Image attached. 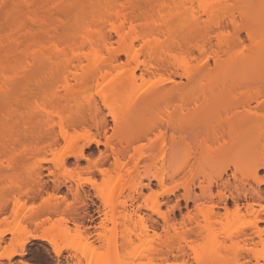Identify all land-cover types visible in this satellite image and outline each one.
<instances>
[{"label":"rangeland","instance_id":"374dc122","mask_svg":"<svg viewBox=\"0 0 264 264\" xmlns=\"http://www.w3.org/2000/svg\"><path fill=\"white\" fill-rule=\"evenodd\" d=\"M229 1V6L236 13L238 24H241L239 6L233 1H231L232 3ZM125 2V0H122L116 8L119 6V10H123L121 6H124ZM167 3L171 4V7L169 6V8L167 5H164V7L166 6L164 8L166 11L163 13L160 12L159 5L158 8L154 5L153 10H148L145 17L148 18L150 23L159 22L169 14L168 11L174 5H172L173 2ZM197 4H194L193 12L197 14L198 18H202L199 29L192 27V19L190 18L193 16V13L191 17H181V21L179 20L180 22L176 23L171 38L165 34H156L154 36L160 44L165 46L162 50V57L167 61L186 60L188 65L196 71L195 78L197 80H194L197 83L194 82L193 84L192 82V84H189L188 80L181 76L182 72L174 69L170 72L161 71V74L158 72V74H151V76L147 75L144 80H139L137 89L135 88L139 94L149 91L153 88V85L158 83L157 81L160 83L162 80V84L165 85L163 80H167L169 77L175 80L174 82H177L175 86L177 87V92L179 89L190 94L186 97L188 101L182 108L162 106L157 108L155 112L136 108V114L143 122L157 120L159 122L163 121V125H160L161 132L157 130L154 134L150 135V138L153 140L160 138L156 145H152L148 139H144L135 144L134 149L129 151V153H132H130L131 155L128 154L129 157L128 155L126 156L128 158L126 161H130L131 156H133V161L131 160L132 162H130L131 164L127 168L114 167V150H124L121 145L122 138L116 130L113 117L104 107L96 88L90 87L86 90H81L80 96L75 98L76 101L67 107L54 108L49 97L44 95L46 89L52 88L54 77L57 76L51 69H39L40 71L33 69L34 71L31 76L32 70L27 68L28 74L26 66H24L10 72L6 76H2V78L0 77L1 89L3 86H9L8 91L10 93L13 95L19 93V96L25 95L28 100L27 102H23V100L19 99L13 105L0 103V208L3 206L8 207L5 212L6 214L0 213V233H5L6 243L4 246L7 251L14 252L12 261L15 260V264H151L148 250L154 242V229L152 230L153 227L151 226L153 224L148 220V222L146 221L149 230L147 236H145L141 234L142 224H139L138 219L135 217L134 220H137V222L131 223L129 220L127 221V217H123L125 215L121 211L123 212L122 206L126 204L129 208L132 205L134 208L141 206L145 213L153 214L151 207L155 203L160 204L159 206L163 215L169 219L171 218L172 222L176 224L181 238H188L190 241L195 242L194 245H196L200 252L205 251L209 253L213 251L215 257L208 264H264V242L261 244L262 240L258 238H255L258 244L256 243L257 245L254 248L259 258L248 260L243 258L246 250L243 231L248 229L249 223L252 220V217L244 210L243 205L245 206L247 202L251 203V196L248 195L249 197L247 196L248 198H246L242 191H235L236 187L242 188L244 182H251L253 186H257V183L250 176V168L253 167H250V164H253V160L254 164H256L260 161V157L249 159L238 156L236 152L224 155L221 152V147L230 142V137L226 134L228 132L227 127L225 128L226 133L220 142H210L205 149L199 146L201 149H199V153L197 154L195 152L197 144H195L191 127L192 113L197 106L193 101H197L200 106L206 101H212L232 107L250 101L252 107H256L257 102H264V88H253L251 90H237L233 88L224 90L218 87H210L207 84L209 79H213L214 81L216 79L214 77H217L218 73L220 76L218 62L215 55L211 53L209 56L204 57L205 52L203 53L200 50L203 53L201 54L199 49L212 41L213 50L219 51L220 44L232 39L233 27L229 25V30L226 32L212 34L211 36L207 35L205 29L211 25V21ZM251 4V7H255V3ZM66 6L63 7L62 11L60 10L62 9L60 6L61 8H58L59 11H57L56 7L57 10L53 8V10L55 9L53 14L51 10H49V13L53 16L54 14L57 15V13L59 15L60 12V16L61 14L64 16L62 18L65 19L66 24L68 21H66L67 17L63 12L66 10ZM188 14L190 15L191 13ZM62 18L59 17L58 19L62 21ZM51 19L50 21L54 19L58 20L57 18ZM69 20L71 21V19ZM63 21L61 24H63ZM85 21V25L81 27L82 29L83 27L86 29L89 27V30H93L96 28L95 25L98 24L91 19L89 21H93L95 25H92L89 21ZM53 22L57 24V22ZM224 22L228 24V20L225 19ZM54 23L51 25H54ZM142 23H144V20L138 22V24ZM73 25L75 26L76 24ZM57 27L60 28L58 24ZM69 27L71 28L72 25ZM95 33L96 31L92 32V34ZM241 34L245 42L238 48L237 53L239 51V54L242 52L245 55H249L254 49V44L248 40L247 33L244 30H241ZM53 40L51 39L52 43L54 42ZM53 45L55 46V44ZM67 45H63V49L66 50ZM84 47L78 45V49L72 53L75 55L90 54V49L86 46ZM208 52L207 50L206 55H208ZM221 56L220 61H225L226 58L223 53H221ZM173 58L175 60H171ZM141 59L144 60L143 55H141ZM123 61L126 62V57H123ZM127 63L125 64V71L135 67L134 63H129L130 65ZM86 64L84 63V65ZM261 65V68L258 67L261 69L259 72H263L262 77L258 75L259 72L257 76L264 78V62L262 64L261 61ZM78 71L76 72L79 76L81 70L78 69ZM76 72L72 74L75 75ZM252 72H247V78L253 77L255 79L257 77ZM249 73H252L251 76ZM72 74L67 75L71 79L68 78L69 82L73 86H77V83L75 84L74 82L75 79H73L77 76L73 77ZM116 74L117 72H114L113 76ZM138 74H140V71H138ZM29 75L34 80L38 78L36 79L37 82L31 80ZM221 76L225 79L231 78L230 75L226 77V74L223 73ZM242 76L246 75L243 74ZM220 77H217L219 79L218 82L225 80L223 78L220 79ZM236 78H239V76ZM170 79H168L170 82L167 81L168 85L170 84L169 88L172 85L171 83H173ZM173 85L175 84L173 83ZM159 86L162 85L160 84ZM89 102H93L99 108L100 115L106 122L105 130H97L95 126L96 113L88 107ZM180 103L177 101L176 105L178 106ZM255 113L263 115L264 109H258ZM222 118H224V115ZM72 119L81 120L84 124H78L73 128L65 127L67 134L63 138L64 136L62 137L60 132V122L63 121L62 123L65 124ZM210 124L211 135L213 131L221 132L222 124L217 116L213 117ZM50 125L54 126V129L57 131V139L55 140L60 141L53 148L50 147L53 140H51L47 133L48 127L51 128ZM249 125V122L239 124L240 130L245 137L242 136L244 139L247 138V140L240 139V142L247 141L251 145H254V143L264 144V127L261 132L251 133ZM249 136L252 139H249L250 141H248ZM163 139L165 140L163 141ZM239 144L237 143V145ZM249 144H245L246 147ZM77 145L84 148L85 153L83 158L79 157L77 159L73 153L78 148ZM242 145L244 146V144ZM176 147L180 148V151L175 161H173L170 159V155ZM153 148H158V160L155 165L144 162ZM235 159L239 160L238 166L240 165L239 170L241 172L231 166L224 176L226 179L227 176L229 177L230 182L235 184V188H232L231 191H219L214 184L213 191H206L213 181L218 180L223 164ZM62 161L65 162L64 165ZM138 162L141 163L139 168L137 167ZM37 168L42 173L41 179H36L33 176V172ZM103 171L104 175L101 173ZM129 171L133 172L132 177H129ZM235 172L237 184L233 178ZM160 175H163L165 180L162 185L156 180V177ZM148 176L152 179V189H145L143 191L144 199L138 200V194L135 190L139 189L142 182L148 183ZM258 176L263 180L264 170H260ZM247 179L249 180L247 181ZM40 180L41 184H39ZM89 180L96 181V184L87 183ZM78 185L84 189L81 192H85L90 196L92 202H90L91 210L86 212V216L83 213L84 216L82 215L83 218L81 220L78 219V216L80 215L81 217L83 209L81 210V205L78 203L76 196L77 191H75L79 187ZM187 186L193 187L195 191H190V193L185 191L184 188ZM260 186L264 191V183ZM201 187L206 190L203 191ZM121 188H124L123 191H120ZM101 194L106 199L105 201H107L109 208L103 207L104 204L99 197ZM53 197L55 198L53 199ZM234 197L239 201L240 207H243L240 215H236L234 212ZM222 198H225V201ZM48 203L52 205H50L52 208L58 203L57 206H61L60 212L54 213L52 209L49 210ZM259 203L263 205L264 201ZM33 205L35 206L34 208ZM225 206L228 209L226 208L225 210ZM111 207L115 208L117 214L115 211L111 214ZM98 208L102 212L104 211L103 215L100 216ZM256 208L258 209L259 207ZM105 209L107 211L106 214H108L107 216H105ZM211 209L220 212L222 218L206 222V216ZM5 216L8 217L7 220L4 219ZM156 216L154 218L158 223L156 224L157 230L155 232L160 236L163 235L161 237L163 239L167 235H164L166 232L164 219ZM92 217L96 219V222H99L98 219L101 218H109L105 231L104 229H99V231L90 226L93 225L89 224V220ZM192 218H197L201 225L204 226L202 237H197L191 231L194 226H191L189 221ZM77 223L81 231L76 229ZM261 228L264 230V224L261 225ZM127 236L132 237L134 242L129 248L123 247L124 237ZM262 239H264V234ZM150 240L153 242L151 243ZM85 241H89L92 246L87 245ZM55 249L59 253H56ZM174 253L168 255V258H171L167 262L168 264H175V258L179 255H177L178 252ZM186 253L185 260L189 264H197L189 248H187ZM160 262L158 263L160 264Z\"/></svg>","mask_w":264,"mask_h":264},{"label":"bare ground","instance_id":"6f19581e","mask_svg":"<svg viewBox=\"0 0 264 264\" xmlns=\"http://www.w3.org/2000/svg\"><path fill=\"white\" fill-rule=\"evenodd\" d=\"M121 1L122 0H0V77L2 78V76H6L10 72L24 66H26V69L29 68V70H32V72L30 73L31 76L34 70L37 71L39 69H51L57 76L54 77L52 88L46 89L44 91V95L49 97V100L54 108L67 107L72 104V102L76 101L75 98L80 96L81 90H86L90 87L96 88L104 107L113 117L116 130L122 138L121 145L124 150H114V167L116 166L119 168H127L128 166H130V162L133 161V156H131L130 161L128 162L126 161V159H128L126 156L128 154L131 155L130 153L132 152L129 153V151L134 149L133 147L138 142L144 139H148L152 143V145H156V143L159 142L158 140H160V138L153 140L150 138V135L154 134V132L157 130L159 132L162 131L160 128L163 125V121L159 122L157 120H151L143 122L142 119L137 116L136 108L155 112L157 108L162 106L182 108L188 101L186 97L190 93L181 91L179 89L177 92V87H175L177 82H174L175 80L170 79V77L168 79L172 80L171 82H173L175 85L171 83L172 85L169 88L168 86L170 84L168 85L167 83V81H169L168 79L163 80V82H165V85L162 84V80L160 81V83L159 81H157L159 84L157 83L153 85V88L142 94H139V92L135 90V88L137 89L139 80H144L145 76L147 75L151 76V74H158V72H160L159 74H161L163 71L170 72L174 69L177 71H181V76L186 78L189 84H192V82L193 84L194 82L197 83V79L195 78L196 71L188 65V62H186V60H175L174 58L171 60L175 61L165 60L162 57V50L165 48V46L160 44L159 41L154 38L156 34H165L168 35L169 38H171L173 36L176 23L178 24V21H181V17H191L193 13V16L190 18L192 19V27L195 29H199L201 23L200 21L202 18H198L197 14L193 12L195 3H199L197 5L200 6L203 13H205V15L211 21V25H209V27L205 29L207 35L211 36L212 34L226 32L227 30H229V25L233 27L232 39L220 44L221 46L219 47V51L213 50L212 41H210L208 45H204L200 47L201 49H199V51L201 50L203 53L205 52L204 57L209 56L211 53L215 55L218 62L217 64L219 71H217L220 72V76L223 73L226 74V77L227 75H230L231 77L230 79H225L223 78V75V77H220L218 73V75L216 74L217 77H220V79L223 78L225 80H220L221 82H218L219 79L216 76H213L217 79V82L216 79L213 81L212 77V80L209 79L207 84L210 87H218L224 90L233 88L237 90L264 88V78H261L263 72H259V70L261 71L260 68L262 67L261 61L262 64L264 62V0H227V2L226 0H125L126 2L124 4L126 6H121L123 7V10H119V6L117 8L116 6L120 4ZM228 1H233L237 6H239L238 10L239 16L242 21L241 24H238L236 13L234 12V9L229 6ZM167 2H173L172 5H174V10H172L173 8H171L170 10L172 11L169 10V14L164 18L162 17L163 19H161L159 22L157 21L150 23L148 21V18L145 17V14L148 12V10H153V7L156 6L158 8L160 6V12L163 13L166 11V9L164 10V8H166V6L164 7V5H167L168 7L171 5H169ZM251 3H255V7H251ZM251 5L253 6V4ZM60 6L62 7V9H60ZM64 6H66V10L64 9L65 11L63 12L67 17L66 21H68L66 24L65 19L62 18L64 16L62 14L60 16V12L59 15L57 13V15L54 14L52 16L56 7L57 9L59 8L62 11ZM53 8L55 9L53 10ZM59 9L57 11H59ZM49 10L52 11H50L52 14L49 13ZM188 13L191 14L189 15ZM49 16H52V19H58L59 17L62 18V21L64 20L63 24H61V19H58L60 21L59 22L56 19L52 20ZM68 18L71 19V21ZM50 19L52 21H50ZM90 19L94 20V22L98 23L99 25H95L93 21L90 22ZM225 19L228 20V24L224 22ZM85 20L92 23V25L94 24L96 28L93 30H89L90 28L87 27V29L89 28L87 30L83 27L82 29L81 27L85 25ZM143 20L144 23L138 24V22H141ZM53 21H58L61 24L60 25L57 22L60 28H58L57 24ZM72 22L76 25L74 26L73 24H71ZM53 23L56 26L51 25ZM70 25H72L71 28L75 29V31H73V29L69 27ZM61 28L64 29L62 30ZM241 30H244L247 33L248 40H250L251 43L254 44V49L252 48L253 50L251 53L249 52V55H245L242 52L239 54V51L237 53L238 48L245 42L242 37ZM95 31L96 33L92 34V32L94 33ZM51 39H54L53 41L56 43H52ZM53 44H55V46ZM67 44H71L69 45V47L71 46L70 49ZM63 45H67L66 50L63 49ZM78 45H81L83 48H85L84 46L88 47L90 49V54H73L74 51L78 49ZM67 50L69 53L67 52ZM207 50L209 52H212H208V55H206ZM201 51L200 53L203 54ZM221 53L224 54L226 58L225 61H220L222 57ZM141 55L144 56V60L141 59ZM123 57H126V62L123 61ZM84 63L87 64L84 65ZM126 63H134L135 67L131 70L125 71L124 69ZM258 66L261 67L259 68ZM78 69H80L82 73H80L81 75L79 74V76L76 72L78 71ZM247 70L251 72L253 71L254 73H252L255 74V77L259 72L258 75L261 77L257 76L255 79L253 77L247 78ZM74 71L77 75H73L75 73ZM138 71H140V74H138ZM114 72H117L115 76H113ZM27 73L29 74L28 69ZM240 73L242 75L245 74L246 76L243 77ZM70 74H72L73 77L77 76L73 78L75 79L74 82L75 84L77 83V86L75 84V86H73L72 83L69 82L71 79L67 75ZM234 74L235 76L237 74L236 77L239 76V78H236ZM30 75L29 78H31ZM26 76L28 77V75ZM36 79L34 80L33 78H31V80L37 82ZM200 82L202 83V81ZM160 84L162 86H159ZM8 87L9 86H3L2 89L0 87L1 104L3 103L5 105H13L14 103L18 102L19 99L23 100V102L28 101L25 95L19 96V93H17V95L15 93V95L10 93L8 91ZM177 101L181 102L178 106L176 105ZM193 102L197 106L194 108L192 113L191 127L192 134L195 139V144H197L195 146V152L197 154L199 153V149H201L200 147H204L203 149H205L207 147V144L210 142H220V140L223 139V136L226 133L225 128L227 127L228 132L226 134L229 135L230 142L224 144L221 147V152L224 153V155H229L233 152H236L238 156L247 157L249 159L260 157V161L256 160L258 161L257 163L255 161L256 164H254V160L252 161L253 164H250V167L253 166L250 168V176L252 180L257 183V186H253L251 182H244L242 188L236 187L235 189V191H242V193L245 194L246 198L251 196V203H248L246 201L247 203L245 204V206L243 205L246 213H248L252 217L248 229L243 231V237L245 238L244 241L246 246L243 258L245 260L258 259L259 255L258 253H256L254 248V246L258 244L255 238L262 240L261 244L264 242V239H262L264 230L261 228V225L264 224V211H261V209L264 208V204L262 205L261 203H259L261 201H264V191L260 186L264 183V179L261 180L258 176L260 170H264V168L261 167V165H264V144L254 143V145H251L247 141H244L247 143H241L240 139L247 140V138L244 139L245 135H243L242 131L240 130L241 127L239 126V124L243 122H249L251 133L257 131L261 132V130L263 131L264 114L258 115L257 113H255V111L258 109H264V102H257L256 107H252L250 101L238 104L234 107L220 103H214L212 101H206L201 106L198 105L197 101ZM54 105H56L57 107ZM88 107L90 108V110L96 113L95 126L97 127V130H105L106 122L101 117L99 108H97V106L93 102H89ZM223 115L224 118H222ZM216 116L219 118V121H221L222 129L221 132L213 131L211 135L210 123L213 117ZM62 122L63 121L60 122V132L62 134V137L64 136L63 138H65L67 134L65 131L67 127L73 128L78 124H84L83 121L76 119L69 120L65 124ZM66 124L67 126H65ZM48 128L49 129L47 133L50 136L51 140H53V143L52 145H50V147L53 148L58 145L57 143H59L60 141L58 142L57 140H55L57 139V131L56 129H54V126ZM249 139H251L250 136L248 138V141H250ZM164 140L165 139H163V141ZM237 143L240 144L237 145ZM242 144H244V146ZM245 144H249L247 145L248 147H246ZM78 148L74 150L73 153L75 157H77V159L79 157L83 158L85 153L84 148ZM179 151L180 148H174L173 152L170 155V159L175 161L176 156H178L179 154ZM157 152L158 148H153L150 155L146 160H144V162L155 165L158 160ZM62 163L64 165L65 162L62 161ZM231 163L232 165H230ZM238 164L239 160L236 159L232 160L231 162H225L223 164L221 173L218 176V180L213 181L207 190L201 187L202 190L213 191V187L215 184L219 191H231L232 188H235V184L230 182L228 176L227 179L224 178V176L227 174V170L231 166H233V168L235 167L237 171L241 172L239 170L240 165L238 166ZM140 165L141 163L138 162L137 167L139 168ZM37 169H35V171L33 172V176L36 179H41L42 173L39 168ZM235 169L234 171H236ZM101 173L103 174L104 171ZM128 175L129 177H132L133 172L129 171ZM233 175L235 183L237 184L236 172ZM147 180L148 183L142 182L139 186V189L135 190L138 194V200L144 199L143 191L145 189H152L151 177L148 176ZM156 180L161 185L165 181L163 175L157 176ZM248 180L249 179H247V181ZM39 184H41V180L39 181ZM123 189L124 188H121L120 191H123ZM184 190L188 191L189 193L190 191H195L193 190V187L190 186L185 187ZM75 191H77L76 196L78 203L81 205V210L83 209L81 212V217L80 215L78 216V219L81 220V218H83L84 216L83 213H85L86 216V212L91 210V198L87 193L81 192L84 191V189H82L80 186ZM101 196L103 198L104 196L102 194L99 196L101 198V202L104 204L103 207H108L107 201H105L106 199H103ZM54 198L55 197H53V199ZM234 198V212L236 215H240L243 207L241 208L238 203L239 201H237L236 198L234 200ZM222 200L225 201V198H222ZM51 203L53 205V201ZM93 203L95 204L94 201ZM48 204L46 205L48 206L49 210L52 209L54 213L60 212L59 210L61 206H57L58 203L55 204L56 206H54L53 208L50 207V203ZM159 205L155 203V205L151 207V212L154 214V216L153 214L145 213L141 206L134 208V206L132 205L131 208H129V206L125 204V206H122L123 212L121 211V213H124L123 215H125L123 217H127V221L129 220V222L131 223H133L134 221L137 222V220H134L135 217L138 219L139 224H142L141 234L145 236H147L149 230L147 226L148 223L146 224V221L148 220L151 224H153L151 226L153 227L152 230L154 229L153 232L155 239L153 238V243L150 240L152 244L148 250L150 254L149 257L151 259V264H159V261H161L160 264H168L167 262H169L171 259L168 258V255L173 254L174 252H178L177 255H179L175 258V264H189L188 261L185 260L187 248L190 249L191 255L193 256V259L197 262V264H208V262L215 257L213 251L208 253L201 250L203 252H200L197 249L196 245H194L195 242L190 241V239L188 238H181L176 224L172 222L171 218L169 219L165 217V215H163L161 207ZM256 207L259 208L257 209ZM7 208L5 206L1 207L0 213L4 214L7 211ZM226 208L227 207L225 206V210ZM106 209L105 216L108 215L106 214ZM114 211L115 208L113 207L111 209V214H113ZM103 212L100 209L98 211L100 216L103 215ZM108 213L110 214V212ZM115 213L117 214L116 211ZM155 215H157L156 217L158 218L164 219L163 221L166 227V232L164 235H167L164 236L163 239L161 238L163 235L160 236L155 232L157 230L156 224L158 223V221L154 218ZM218 218H222L220 212H216L211 209L209 214H207L206 216V222L217 220ZM78 219L77 221H79ZM196 219L197 218H192L189 221L191 226H194L191 231L196 234L197 237H202L204 233V226H202L198 219ZM98 220L99 222H96V219L92 217L89 220V224L93 225L90 226H93V228L97 230L104 229L105 231L106 224L108 225L107 220H109V218H101ZM80 222L78 223L80 224ZM78 223L76 224V226H74L77 227L76 229L81 231V229H79L80 227L78 226ZM84 227L86 228V226ZM85 232H87V230ZM124 238L125 239L123 240V247L129 248L134 244L132 237L127 236ZM5 243V233L2 232L0 233V253H4L5 255L0 257V260L7 258L9 260V264H11L14 252L7 251L4 246ZM85 243L92 246L89 241H85ZM55 251L56 253H59L57 249H55ZM9 253H11V255H9Z\"/></svg>","mask_w":264,"mask_h":264},{"label":"snow or ice","instance_id":"6c2138e0","mask_svg":"<svg viewBox=\"0 0 264 264\" xmlns=\"http://www.w3.org/2000/svg\"><path fill=\"white\" fill-rule=\"evenodd\" d=\"M77 147H79V145H77ZM262 168H264V165H261ZM87 183H90V184H93L95 185L96 184V181L94 180H89L87 181ZM19 203V202H18ZM35 206L33 205V208ZM261 211H264V208L261 209ZM5 220L8 219L7 216L4 217ZM5 254L4 253H0V257L4 256ZM9 255H11V253H9ZM0 264H9V260L7 258L3 259V260H0ZM12 264H15V260L12 261Z\"/></svg>","mask_w":264,"mask_h":264}]
</instances>
